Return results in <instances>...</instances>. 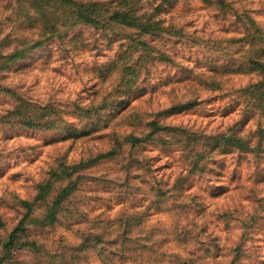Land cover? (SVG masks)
<instances>
[{
	"label": "rangeland",
	"instance_id": "1",
	"mask_svg": "<svg viewBox=\"0 0 264 264\" xmlns=\"http://www.w3.org/2000/svg\"><path fill=\"white\" fill-rule=\"evenodd\" d=\"M262 61L264 0H0V264H264Z\"/></svg>",
	"mask_w": 264,
	"mask_h": 264
},
{
	"label": "trees",
	"instance_id": "2",
	"mask_svg": "<svg viewBox=\"0 0 264 264\" xmlns=\"http://www.w3.org/2000/svg\"><path fill=\"white\" fill-rule=\"evenodd\" d=\"M109 19H112L115 24L117 25H123L127 27H138L147 30H150L153 26L156 25V22L153 21L151 18H145V16H138L135 13H132L131 11H122L119 8L112 9L110 11ZM81 22L84 23H98L99 17L101 18V15L97 13V11H94L90 14H80L79 15ZM259 64L262 67V72L260 75L264 78V61L259 62ZM194 102H187V103H180L175 107L174 113H180L182 111H185L187 108L192 107ZM151 126H153V130L156 132L159 131H176L177 128H172L169 126H162L157 122L151 123ZM140 140V139H136ZM27 205H30V203H27Z\"/></svg>",
	"mask_w": 264,
	"mask_h": 264
}]
</instances>
